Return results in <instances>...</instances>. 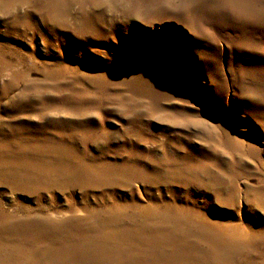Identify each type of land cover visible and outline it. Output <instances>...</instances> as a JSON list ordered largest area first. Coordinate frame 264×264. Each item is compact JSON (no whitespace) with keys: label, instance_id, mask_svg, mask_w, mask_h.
<instances>
[{"label":"rangeland","instance_id":"rangeland-1","mask_svg":"<svg viewBox=\"0 0 264 264\" xmlns=\"http://www.w3.org/2000/svg\"><path fill=\"white\" fill-rule=\"evenodd\" d=\"M243 243L264 250V0H0V256Z\"/></svg>","mask_w":264,"mask_h":264},{"label":"bare ground","instance_id":"bare-ground-1","mask_svg":"<svg viewBox=\"0 0 264 264\" xmlns=\"http://www.w3.org/2000/svg\"><path fill=\"white\" fill-rule=\"evenodd\" d=\"M62 172L63 171H61V169L55 170V171H51V170L50 171H42L43 174L49 173L53 176L52 184L48 185L45 183L46 185H44V186H46V187H43V188H48V187L50 188L53 184L57 183ZM42 173H39L38 175H42ZM20 175H24V179L31 180L26 185V188L32 187L31 190H34L35 189V188H33L35 185L34 177H32L31 174L26 173V172H20L19 176ZM40 178H42V177H38V179H40ZM40 190H42V189H39L38 191H40ZM229 231L234 235H236V233L239 232L238 229H236V228L235 229L233 228ZM111 235H114V234H111ZM254 244H256V246L259 247L258 243H251V244H249V246L254 245ZM121 245H123V244H121ZM262 247H264V243L260 245V248H262ZM113 251H115V250H113ZM248 251H249L248 244L243 243L242 248H238L236 251H233L228 255H223V252H220V251H217V252L212 251V252H209L207 254H202L201 252H199L203 258H201L199 255L196 256V258H197V260H199L198 261L199 264H257L256 262L264 263V250L256 251L252 256H251L252 253L250 254ZM104 255H105L104 258H102V260L100 261L101 263L114 262L116 260H118L121 263L125 260V258L129 257L128 253L118 255V253H116V251L115 252L106 251V252H104ZM56 256H58L60 258V260H62L63 262L66 261V258L63 257V255H61V253H56ZM131 259H133V257H131ZM8 261L6 259V255H4V253H2V256H0V264H14L13 262H8ZM58 261L59 260H57V262Z\"/></svg>","mask_w":264,"mask_h":264}]
</instances>
